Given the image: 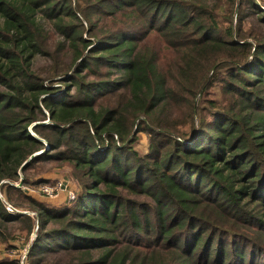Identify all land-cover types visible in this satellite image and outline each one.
I'll return each instance as SVG.
<instances>
[{
  "label": "trees",
  "instance_id": "obj_1",
  "mask_svg": "<svg viewBox=\"0 0 264 264\" xmlns=\"http://www.w3.org/2000/svg\"><path fill=\"white\" fill-rule=\"evenodd\" d=\"M49 164L73 203L28 194ZM14 224L24 264H264V4L0 0V242Z\"/></svg>",
  "mask_w": 264,
  "mask_h": 264
},
{
  "label": "rangeland",
  "instance_id": "obj_2",
  "mask_svg": "<svg viewBox=\"0 0 264 264\" xmlns=\"http://www.w3.org/2000/svg\"><path fill=\"white\" fill-rule=\"evenodd\" d=\"M255 3L257 4L258 7H260L261 4H264V0H255ZM55 40H56V38L52 37L51 40L49 41V44L51 45L52 42ZM69 58L70 57H66V60L68 61ZM52 64L53 63L50 61L49 58L37 57L33 61L32 70L34 71V73L43 76V75H45L47 70H49L52 67ZM112 79H114V78H112ZM183 114H184V110L179 111V115L176 114V116L178 118L180 116L181 120H184ZM138 137H139V139H138L137 143L135 144V148L137 150H139L140 152L144 153L148 149V144H149L148 137L143 132L139 133ZM41 176H42V179L45 180V183H51V181H48L46 179L49 176H55V177L57 176L56 178H61V179L64 178V180H66V178H68L67 180L71 181L70 180L71 178H69L68 171L60 168L57 164L56 165L55 164L46 165L45 171L43 172V174H41ZM71 183H72L73 190L75 192H77L78 188H77L76 183L73 180L71 181ZM17 186H19V185H17ZM35 189H31L27 192L28 193L32 192V190H35ZM33 194H35V193H33ZM32 197H34V199L38 200V201L42 200L41 197H38L36 195H33ZM65 202H66V196H65L64 204H65ZM7 206L10 207L9 205H7ZM15 209L21 210V208H15ZM22 209H24V208H22ZM21 211L23 212L22 214H26L28 216L29 215L33 216V213H31L28 210H21ZM9 226H14V228L12 230H10L11 240H9L8 243L0 242V262L6 261V260L7 261L8 260H14V261H19V264H24V262L26 261L25 258L27 256L28 246H30L35 235L26 236V233L22 230L23 227L20 226L19 224H14V225H9ZM17 237H18V239H16Z\"/></svg>",
  "mask_w": 264,
  "mask_h": 264
},
{
  "label": "built area",
  "instance_id": "obj_3",
  "mask_svg": "<svg viewBox=\"0 0 264 264\" xmlns=\"http://www.w3.org/2000/svg\"><path fill=\"white\" fill-rule=\"evenodd\" d=\"M33 193L43 196L47 199H56L62 193H65L67 204H71L76 199V192L73 190L72 183L69 180H58L54 184H43L38 186ZM8 211H11L7 207Z\"/></svg>",
  "mask_w": 264,
  "mask_h": 264
},
{
  "label": "crops",
  "instance_id": "obj_4",
  "mask_svg": "<svg viewBox=\"0 0 264 264\" xmlns=\"http://www.w3.org/2000/svg\"><path fill=\"white\" fill-rule=\"evenodd\" d=\"M57 177V176H56ZM55 176H49L48 178H46L48 181H52V180H54L55 178H56ZM66 178V177H65ZM57 180H62V179H64V178H56ZM68 178H66V180H67ZM56 180V181H57ZM55 181V182H56ZM47 184H51V183H47ZM30 196H33V195H36V196H38V197H41L40 195H37V194H33L32 192H29L28 193ZM41 201H44V202H46V203H51V204H54V205H56V206H59V205H62L63 203H64V200H65V193H62V194H60L59 196H58V198H56V199H46V198H43V197H41Z\"/></svg>",
  "mask_w": 264,
  "mask_h": 264
},
{
  "label": "water",
  "instance_id": "obj_5",
  "mask_svg": "<svg viewBox=\"0 0 264 264\" xmlns=\"http://www.w3.org/2000/svg\"><path fill=\"white\" fill-rule=\"evenodd\" d=\"M30 132H31V134H32V135H33L38 141L42 142V143L46 146V149L43 150V151H40V152H38V153H36V154H34V155H32V156H30V158L24 163V165H25L27 162H29L32 158H34L36 155H39V154L43 153L44 151H46V150L48 149V144H47L46 141H44V140H42L41 138H39L38 136H36V135L31 131V128H30ZM24 165H23V166H24ZM22 213H23V212H22Z\"/></svg>",
  "mask_w": 264,
  "mask_h": 264
}]
</instances>
